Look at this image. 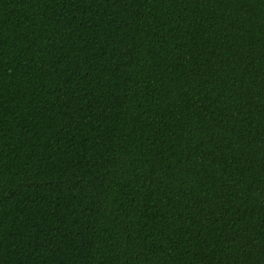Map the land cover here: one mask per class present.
<instances>
[{
    "label": "trees",
    "instance_id": "trees-1",
    "mask_svg": "<svg viewBox=\"0 0 264 264\" xmlns=\"http://www.w3.org/2000/svg\"><path fill=\"white\" fill-rule=\"evenodd\" d=\"M0 264H264V0H0Z\"/></svg>",
    "mask_w": 264,
    "mask_h": 264
}]
</instances>
